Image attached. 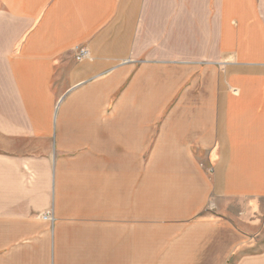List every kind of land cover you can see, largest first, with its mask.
Returning a JSON list of instances; mask_svg holds the SVG:
<instances>
[{"label": "crops", "instance_id": "obj_1", "mask_svg": "<svg viewBox=\"0 0 264 264\" xmlns=\"http://www.w3.org/2000/svg\"><path fill=\"white\" fill-rule=\"evenodd\" d=\"M0 97V264H122L137 203L65 193L160 111L184 114L204 186L178 264H264V0H0Z\"/></svg>", "mask_w": 264, "mask_h": 264}, {"label": "rangeland", "instance_id": "obj_2", "mask_svg": "<svg viewBox=\"0 0 264 264\" xmlns=\"http://www.w3.org/2000/svg\"><path fill=\"white\" fill-rule=\"evenodd\" d=\"M10 100V97L8 101L0 97V108L3 101L10 104ZM180 115L184 116L161 111L140 113L137 142L126 146L128 150L114 159L94 161L99 173L74 178L75 183L65 193L66 200L89 204L98 213L103 212V202L121 200L126 206L137 203L138 222L123 223L122 264L180 262V241L176 235L188 226L193 227L189 223H194L204 189L203 179L197 172L201 162L195 159L196 146L184 144L179 137ZM152 122L154 128H151ZM82 167L83 162H78L77 168ZM207 204L212 205L210 198ZM259 205L252 214L251 251L264 248V200ZM229 211L234 216L241 214L240 203L231 202ZM124 213L129 216L130 209H124ZM186 220L191 221L185 225ZM235 259L237 256L231 262Z\"/></svg>", "mask_w": 264, "mask_h": 264}, {"label": "built area", "instance_id": "obj_3", "mask_svg": "<svg viewBox=\"0 0 264 264\" xmlns=\"http://www.w3.org/2000/svg\"><path fill=\"white\" fill-rule=\"evenodd\" d=\"M74 51H75V57L77 60H82V59L90 57V52L87 47L77 46ZM43 218L45 220H49L51 218V214L48 212L43 215Z\"/></svg>", "mask_w": 264, "mask_h": 264}]
</instances>
